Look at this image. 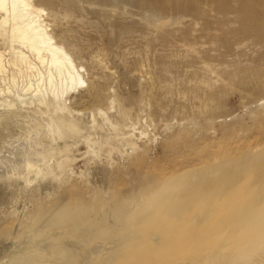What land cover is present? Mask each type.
Masks as SVG:
<instances>
[{
    "label": "bare ground",
    "instance_id": "bare-ground-1",
    "mask_svg": "<svg viewBox=\"0 0 264 264\" xmlns=\"http://www.w3.org/2000/svg\"><path fill=\"white\" fill-rule=\"evenodd\" d=\"M65 1L72 6L66 17L84 8V0ZM172 1L170 10L179 14L173 25L190 16L197 26L212 12L208 4ZM237 1L253 6L240 10L248 19L219 43L228 53L264 47V0ZM150 2L166 0L140 4L148 26L167 30L156 15L164 11ZM52 18L59 20L43 0H0V184L37 193L0 216V264H264V115L243 136L227 133L237 139L229 146L195 147L186 155L182 148L193 140L186 123H167V131L181 127L168 145L175 158L160 172L116 186L119 162L144 158L140 139L150 137L151 115L161 114L162 105L141 100L134 115L129 99L107 90L102 78L89 80L86 65L57 40ZM241 73L243 82H264L262 68ZM83 85L91 105L85 111L72 102ZM193 129L217 127L208 121ZM78 161L86 162L85 190L63 192Z\"/></svg>",
    "mask_w": 264,
    "mask_h": 264
},
{
    "label": "rangeland",
    "instance_id": "rangeland-1",
    "mask_svg": "<svg viewBox=\"0 0 264 264\" xmlns=\"http://www.w3.org/2000/svg\"><path fill=\"white\" fill-rule=\"evenodd\" d=\"M140 1L84 0L83 9L73 10L74 17H66L72 6L65 0H43L49 13L58 14L57 23L51 19L57 40L74 51L79 63L86 65L89 80L102 78L107 90L117 91L129 99L127 105H133L134 115L139 111L137 104L141 100L151 105H162L161 114L151 112L156 127L152 125L148 129L150 137L140 139V143L145 145L144 158L133 159L130 163L122 160L114 169L116 186L121 187L147 173L160 172L175 158L171 151L173 144L168 145L171 136L181 127L176 125L167 131V123H186L193 137L192 142L182 148V155H186L195 147L229 146L232 139L237 141L236 137H229V133L245 135L241 132L244 127L256 126L258 117L264 115V106H261L264 82L250 83L248 79L243 82L241 73L242 69H264V47L253 45L228 53L224 44L218 41L220 37L230 38L231 33L240 31L242 19H248L242 17L240 10L252 8V5L237 0H183L186 5L194 3L201 6L204 3L212 9L208 18L199 20L196 26L190 16H184L183 22L173 25L171 18L179 14L170 10L172 0H166L159 6L150 2L153 9L164 11L156 15L169 24L167 30L160 32L147 25L145 18L148 14ZM220 7L227 13L219 15L217 9ZM230 8L234 11L229 12ZM235 18L237 22L234 24ZM255 18L262 20V17ZM202 29H210V33ZM205 63L210 67H205ZM218 76L223 78L221 84L213 88L204 84L210 79H218ZM72 95V102L76 101L78 110L90 109L87 85ZM151 110L152 106L147 108L148 112ZM208 121H213L217 130L197 133L193 129V123L204 128ZM84 151L82 147L78 153ZM85 163L78 161L76 173H68L64 177L63 192H70L73 188L84 192L80 172L84 170ZM36 194L0 184V216L13 208L26 206Z\"/></svg>",
    "mask_w": 264,
    "mask_h": 264
}]
</instances>
